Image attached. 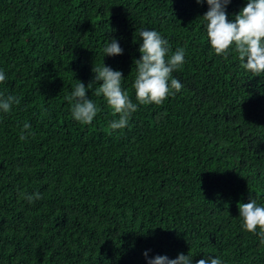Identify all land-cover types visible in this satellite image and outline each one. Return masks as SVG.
Returning <instances> with one entry per match:
<instances>
[{
	"label": "trees",
	"instance_id": "trees-1",
	"mask_svg": "<svg viewBox=\"0 0 264 264\" xmlns=\"http://www.w3.org/2000/svg\"><path fill=\"white\" fill-rule=\"evenodd\" d=\"M245 0H230L232 18ZM195 0H0V264H146L142 256L264 264V245L241 228L239 203H264V73L235 52L214 53ZM185 49L179 92L139 105L124 129L92 68L132 81L138 30ZM116 37L123 53L105 56ZM79 80L100 111L75 121L65 99ZM30 124V130L23 124ZM23 140L22 132H29ZM40 193L31 202L25 194ZM204 253V254H203Z\"/></svg>",
	"mask_w": 264,
	"mask_h": 264
},
{
	"label": "clouds",
	"instance_id": "clouds-1",
	"mask_svg": "<svg viewBox=\"0 0 264 264\" xmlns=\"http://www.w3.org/2000/svg\"><path fill=\"white\" fill-rule=\"evenodd\" d=\"M195 3H206L208 6L201 18L211 50L223 56L230 51L235 52L244 70L253 74L264 73V0H245L244 6L231 19L226 13L230 0H195ZM138 36L140 55L133 59L135 75L131 85L136 102L132 101L128 90L122 85L124 77L120 70H114L104 63L92 68V82H100L95 90L96 95H102L112 112L118 114L107 124L111 131L124 129L139 105L162 104L183 87L181 80L173 73L183 66L185 49L177 47L172 51L167 38L155 28L143 27L138 30ZM101 52L104 58L122 54L123 48L116 37H111L106 40ZM6 79L4 69L0 68V84ZM75 81L65 99L70 102L71 117L82 124H89L100 111L97 103L86 95L92 82L85 86L83 82ZM18 103L17 97L0 94V113H9L12 106ZM22 127L30 130L31 126L25 122ZM30 134V131L22 132L20 139ZM25 198L30 202L38 200L40 193H26ZM238 211L241 228L255 235L264 245V203H258L250 196L247 203H239ZM148 252H142L146 264H193L195 256L188 251L187 254L178 253L175 258L163 254L149 257ZM195 264H224V261L220 256L204 254L195 260Z\"/></svg>",
	"mask_w": 264,
	"mask_h": 264
}]
</instances>
